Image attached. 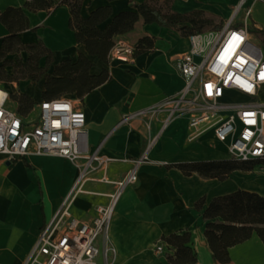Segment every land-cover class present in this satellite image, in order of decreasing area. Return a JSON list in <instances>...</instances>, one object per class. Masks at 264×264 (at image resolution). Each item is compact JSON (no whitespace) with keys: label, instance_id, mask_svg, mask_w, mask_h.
Listing matches in <instances>:
<instances>
[{"label":"crops","instance_id":"1","mask_svg":"<svg viewBox=\"0 0 264 264\" xmlns=\"http://www.w3.org/2000/svg\"><path fill=\"white\" fill-rule=\"evenodd\" d=\"M26 2L0 0V11L10 6H24ZM238 2L174 0L173 9L182 13L204 10L219 16L225 24ZM104 6H110L114 16L123 11L136 10L130 6L129 0H84L82 16L88 17ZM26 12L31 29L20 34L23 42L42 40L53 50L56 63L66 59L76 60L79 51L85 52L84 45L77 42L69 26L70 10L66 5L56 6L50 11ZM242 17L240 12L234 24H241ZM110 22L111 19H108L103 25ZM250 22L252 27L264 33V2L254 3ZM9 34L8 28L0 21V47ZM252 34L253 40L264 52L262 40L254 32ZM118 37L135 44L144 37H155L156 40L152 49L138 54L130 63L110 59L105 64L93 57L95 66L92 72L98 74L106 68L110 79L82 99L74 95L62 96L81 103L86 114L90 151L101 145L99 152L114 159L107 168L111 180L121 179L132 166L128 159L141 156L147 145L156 139L149 151V161L139 168L138 181L125 189L116 207L110 229L117 248L115 264H170L168 256L175 255L176 249L163 237L185 232L191 233L192 245L198 253L196 264H220L214 258L205 236L207 220L203 210H197L195 204L204 198L203 208L206 209L215 197L239 189L264 196V167L234 171L225 180L204 178L197 173L186 175L178 168L168 167L180 162L230 159L227 145L218 141L213 130L190 139L188 116L171 119L165 127L167 113L163 111L122 122L131 113L157 105L168 96L180 94L185 82L177 69L176 60L179 54L190 49V39L157 23L145 24L143 17L131 31ZM23 82L25 87L28 86V94L37 103L43 101L42 95L28 80L0 82V86L11 93L10 105L16 110L17 102L12 94L15 88L23 87ZM9 83L15 84V88ZM262 93L264 97V87ZM239 95L246 99L245 95ZM35 108L31 114L36 111ZM77 175L76 166L61 156L30 153L10 161L0 153V264L25 263L40 231L61 207ZM113 188L111 184L87 182L86 189L99 194L78 195L71 207L73 215L82 219L93 218L96 207L108 202L106 194ZM160 240L164 241L163 252L156 250L155 245ZM229 254L231 261L227 264H264V241L255 232L248 240L230 247Z\"/></svg>","mask_w":264,"mask_h":264},{"label":"built area","instance_id":"2","mask_svg":"<svg viewBox=\"0 0 264 264\" xmlns=\"http://www.w3.org/2000/svg\"><path fill=\"white\" fill-rule=\"evenodd\" d=\"M239 0L231 18L220 29L189 36L190 49L178 55L176 66L184 78L180 94L124 117L122 122L143 115L166 112L164 127L174 118L188 116L190 139L213 130L227 145L231 159H264V52L253 40L250 16L254 3ZM242 12L241 24H234ZM136 44L124 37L115 39L111 60L130 63ZM233 92L246 96L233 99ZM232 96V97H231ZM11 93L0 86V153L13 161L29 155L52 154L67 158L78 169L77 178L61 207L40 231L24 264H115L117 248L110 229L116 207L125 189L138 181L139 168L149 161V151L128 159L132 166L118 180L107 168L114 160L89 149L86 114L81 103L69 97L40 101L37 116L20 115L10 105ZM89 181L113 185L108 202L96 207V215L82 219L71 211L75 198ZM164 251V241L156 243Z\"/></svg>","mask_w":264,"mask_h":264},{"label":"trees","instance_id":"3","mask_svg":"<svg viewBox=\"0 0 264 264\" xmlns=\"http://www.w3.org/2000/svg\"><path fill=\"white\" fill-rule=\"evenodd\" d=\"M84 0H27L24 6H10L0 11V21L10 34L4 37L0 47V82L32 81L44 79L42 100H52L64 95L83 98L110 79V73L102 68L98 74L92 72L93 57L108 64L110 51L118 35L131 31L140 17L145 24L157 23L160 26L179 32L183 37L220 29L224 25L219 16L204 10L177 12L173 9L174 0H129L132 8L115 16L110 6H104L82 16ZM66 5L70 10L69 26L76 40L84 45L85 52L79 51L76 60L66 59L56 63L53 50L42 40L25 43L20 34L31 29L26 10L32 12L50 11L56 6ZM108 19L111 22L103 25ZM252 32L264 44V33L252 27ZM155 37H144L136 44L135 56L154 47ZM27 53L24 58L22 53ZM44 60V64H42ZM11 68V71H9ZM12 98L17 102V111L22 116L31 114L38 104L25 92H16ZM28 166L30 164L26 162ZM178 168L186 175L197 173L204 178L225 180L238 170H253L264 167V159H219L206 161L180 162L167 165ZM205 199L195 204L207 220L205 236L214 258L220 264L231 261L229 248L248 240L256 232L264 241V196L259 193L239 189L235 192L215 197L204 209ZM163 239L175 247V255H169L170 264H196L198 253L192 245L190 232L172 233Z\"/></svg>","mask_w":264,"mask_h":264},{"label":"rangeland","instance_id":"4","mask_svg":"<svg viewBox=\"0 0 264 264\" xmlns=\"http://www.w3.org/2000/svg\"><path fill=\"white\" fill-rule=\"evenodd\" d=\"M228 21V20H227ZM22 56L24 57V58H26L27 57V54L26 53H22ZM42 64H44V60H42ZM9 71H11V68H9ZM25 82H23V87H17V88H15V84L14 85H12V83H9V85L12 87V88H15V93L17 92H26V93H28L27 92V89H28V86L27 87H25L26 85L24 84ZM28 83L40 94V95H42V91H43V89H44V79L42 80V81H40V82H38V83H35V82H32V81H28ZM232 97V96H231ZM233 99H235L236 101H242L243 100V97L242 96H240L239 95V93H237V92H233V97H232ZM35 116H37V112L35 111V112H33L32 114H30L29 115V118L31 119V118H33V117H35ZM96 187V186H95ZM98 189V188H97ZM81 194H83V193H81ZM80 195V194H79Z\"/></svg>","mask_w":264,"mask_h":264}]
</instances>
